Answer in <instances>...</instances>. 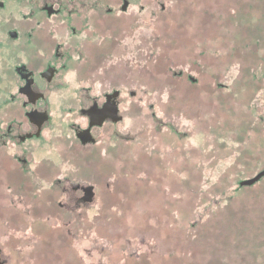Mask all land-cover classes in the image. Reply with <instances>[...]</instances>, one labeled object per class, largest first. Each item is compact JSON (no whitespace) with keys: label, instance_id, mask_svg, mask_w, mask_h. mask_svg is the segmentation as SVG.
Here are the masks:
<instances>
[{"label":"rangeland","instance_id":"rangeland-1","mask_svg":"<svg viewBox=\"0 0 264 264\" xmlns=\"http://www.w3.org/2000/svg\"><path fill=\"white\" fill-rule=\"evenodd\" d=\"M128 1L116 31L130 49L108 58L123 121L88 161L54 155L32 194L0 184V264L261 263L264 178L239 183L264 169V0ZM69 169L96 188L91 204L76 181L51 182Z\"/></svg>","mask_w":264,"mask_h":264},{"label":"flooded vegetation","instance_id":"flooded-vegetation-1","mask_svg":"<svg viewBox=\"0 0 264 264\" xmlns=\"http://www.w3.org/2000/svg\"><path fill=\"white\" fill-rule=\"evenodd\" d=\"M128 9V0H0V184L14 195L46 181L58 166L54 155L67 167L88 161L108 138L104 131L123 121L126 80L120 62L108 58L130 49V37L116 31ZM106 113L122 120H103ZM56 173L53 184L76 181L75 170ZM81 183L71 190L79 206L91 204L84 190L92 188L95 198L96 188Z\"/></svg>","mask_w":264,"mask_h":264},{"label":"water","instance_id":"water-1","mask_svg":"<svg viewBox=\"0 0 264 264\" xmlns=\"http://www.w3.org/2000/svg\"><path fill=\"white\" fill-rule=\"evenodd\" d=\"M115 115H116V113H106L104 115V117H102V119L104 120L105 118H112L114 121L122 120V119H115ZM102 119L100 121H102ZM93 122H96V121H93ZM92 124H94V123H92ZM80 137L82 138V140L84 142H85V140H87L86 134L80 135ZM263 178H264V169L262 171H260L257 175H255L254 177L247 179V180L240 181L239 186L242 188L243 187H252L255 184H257L258 182H260ZM84 191L86 192V196L84 198V201L89 202V203L92 202L93 198H94L93 189L88 188V189H85Z\"/></svg>","mask_w":264,"mask_h":264},{"label":"trees","instance_id":"trees-1","mask_svg":"<svg viewBox=\"0 0 264 264\" xmlns=\"http://www.w3.org/2000/svg\"><path fill=\"white\" fill-rule=\"evenodd\" d=\"M219 6V5H218ZM220 7V6H219ZM212 188H210L212 191H214L213 192V194L214 193H221L222 194V196L220 197L221 198V203H228V202H231V201H234V197H231V196H228V193L227 192H224V191H219V186L217 185V184H213L212 186H211ZM220 194V195H221ZM225 203V204H226ZM236 206V205H235ZM234 206V207H235ZM233 207V208H234ZM233 208H231V210L233 209ZM226 214L225 213H223L222 215H220L219 217H218V219H215V221H213V222H217V223H221V221L224 219V218H226ZM263 254V256L262 257H264V253H261L259 256H261ZM193 264H195V263H193ZM225 264H229V263H225ZM258 264H264V258L261 260V263H258Z\"/></svg>","mask_w":264,"mask_h":264}]
</instances>
